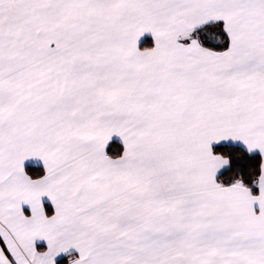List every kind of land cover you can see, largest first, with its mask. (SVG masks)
<instances>
[{
	"label": "snow or ice",
	"instance_id": "1",
	"mask_svg": "<svg viewBox=\"0 0 264 264\" xmlns=\"http://www.w3.org/2000/svg\"><path fill=\"white\" fill-rule=\"evenodd\" d=\"M0 264H264V0H0Z\"/></svg>",
	"mask_w": 264,
	"mask_h": 264
}]
</instances>
